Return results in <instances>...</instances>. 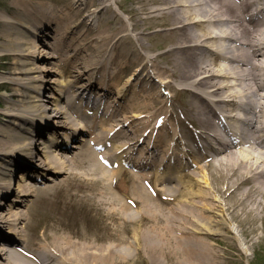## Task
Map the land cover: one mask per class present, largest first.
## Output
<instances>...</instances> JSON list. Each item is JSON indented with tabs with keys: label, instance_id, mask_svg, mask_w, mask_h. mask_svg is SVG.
<instances>
[{
	"label": "bare ground",
	"instance_id": "obj_1",
	"mask_svg": "<svg viewBox=\"0 0 264 264\" xmlns=\"http://www.w3.org/2000/svg\"><path fill=\"white\" fill-rule=\"evenodd\" d=\"M109 1L127 19L79 34L96 9L110 11ZM119 1L70 0L61 8L27 1L8 20L0 58L11 56L3 67L12 70L0 74V87L11 89L13 103L0 111V264H134L137 253L148 264H220L226 252L213 236L239 241L232 219H255L260 206L264 217V0ZM150 34L164 39L165 64L141 53L133 63H143L128 76L129 55L111 50L123 37L141 47ZM62 66L66 81L46 77ZM145 67L158 84L138 89L132 83ZM53 82L59 87L48 96ZM164 86L185 93L183 111L196 128L187 136L154 92ZM94 109L99 116L89 115ZM57 128L86 133L85 151L65 146L66 154ZM48 129V139L37 138ZM184 138L201 143L190 148ZM79 163L88 174L75 173ZM16 169L99 184L97 210L118 226L102 234L52 226L33 248L22 247L20 206L32 186L23 172L16 182ZM126 170L132 191L121 195L111 185ZM151 179L164 187L147 185ZM15 188L19 198L4 202ZM163 195L167 207L158 203Z\"/></svg>",
	"mask_w": 264,
	"mask_h": 264
},
{
	"label": "rangeland",
	"instance_id": "obj_2",
	"mask_svg": "<svg viewBox=\"0 0 264 264\" xmlns=\"http://www.w3.org/2000/svg\"><path fill=\"white\" fill-rule=\"evenodd\" d=\"M33 4L38 3H46V5L52 8H61L64 4L70 2V0H0V53L2 49V44L5 43L4 34L7 31L9 24L8 20H17L20 11V4L22 2H27ZM86 1V0H85ZM121 4L124 6L130 5V0H120ZM110 11L109 12H99L97 9L95 10L93 19H88V25L81 26V33L84 34L85 38H88L91 34H88L86 30L87 27L98 28L100 25L112 26L117 21V18H125L128 17V12H124L123 10L118 8L117 3L113 1H109ZM124 8V7H123ZM129 23L131 21L128 20ZM86 23V22H85ZM16 27V28H14ZM17 26H13L12 30H17ZM43 36V35H42ZM41 36V38H42ZM150 37L145 38L143 40V46L136 45L134 40L129 38H121L119 42L116 43L112 53L117 57L129 55V66L127 67V75L133 74L131 69L133 70L137 65L143 63V60H138L137 63H133V61L138 59V56L141 53H145L151 57L155 55L158 56L157 60L161 64H165L166 57L163 53L164 47V39L156 34H150ZM46 37L41 39L40 45L44 49L46 46L44 45V40ZM52 39V38H51ZM52 60V59H50ZM11 61V56L9 57H1L0 58V74L8 75L7 70L11 69L7 67H3L4 64ZM45 66L49 67L50 64H45ZM12 70V69H11ZM67 68L62 66L58 73H51L46 76L50 79H61L66 81L68 79V75L66 74ZM137 71V69H135ZM145 71V74H143ZM141 72V74L137 75V77L133 81V85L138 89L148 88L152 85H157L158 81L154 82L150 81L151 71L145 67V69ZM149 72L148 75L146 73ZM64 73V74H63ZM138 73V71H137ZM54 86L53 90H48L47 95H55L56 90L59 86L56 83H51ZM154 87V86H153ZM156 87V86H155ZM10 88H2L0 87V111H7L10 109L4 103L12 102L13 100L7 98V95L10 94ZM155 94L158 93V97L163 98V105H165L166 109H169L175 115V120L178 119V129L183 133L184 136H187L189 132L194 131L196 128L192 126V124L187 120V117L183 111V103L186 98L185 93L181 92L179 89H169L167 87H162L160 89H156ZM50 98V97H49ZM154 104V103H153ZM156 106V104H155ZM90 112V113H89ZM91 117L99 116L100 111L98 109H94L93 111H88ZM187 122L184 126L183 123ZM54 124V123H53ZM55 126H58L55 124ZM101 129V128H99ZM53 129H48L45 131L43 136H37L41 140H46L49 138L50 133H52ZM57 131H61L59 134L55 135L58 142L63 143V147L61 148L63 151H67L66 154L71 156V152L77 155L78 153H83L88 145V137L84 132H77L74 134L72 131L63 130L62 128H57ZM167 129H165V133ZM53 135V134H52ZM75 135V137H73ZM54 136V135H53ZM65 138H68L69 141L65 142ZM74 138V139H73ZM84 138V139H81ZM186 142V146L190 148H197L199 145V141L192 142L187 138H184ZM67 146L69 151L65 148ZM79 159V158H78ZM79 161V160H77ZM80 162V161H79ZM81 164V165H80ZM27 165V163H26ZM28 165L34 166L30 163ZM36 168V164H35ZM42 169V167H39ZM127 168V167H126ZM88 166L87 164L79 163L75 166L74 171L79 175L88 174ZM45 170V169H44ZM19 172H23L25 174L26 180L25 182H29L30 186H32V194L28 196V199L20 206L27 214V225L25 228L26 235L22 238V247L26 249H31L35 246L38 239L43 235L44 230L50 228L52 226H64V230L67 232V229L70 230V227H75L74 225L82 228L84 232H98L99 234L107 233L110 230H114L118 224L116 221L105 215L100 210H97V203L94 201L95 191L100 187L99 184H91L86 183L87 181H68L66 177V173H59L57 177L52 176V171H48L43 174L38 169H16L13 171V177L16 182H18L17 175ZM216 175L214 173L211 177L213 184L216 182ZM18 177V176H17ZM51 177L52 179H48ZM60 183L59 180L63 179ZM152 183L147 185H157L159 188H163L165 183L158 182L155 179H151ZM132 179L130 177L129 170L122 171L118 175V177L112 181V190L117 192L118 194H123V192H131L132 191ZM212 184V185H213ZM9 200L6 199L4 202H9L10 198L12 202H15V198H19L16 188L13 193L8 196ZM83 200H87L85 203ZM158 203L167 207V200L165 196H159ZM136 208L133 210L135 211ZM262 206L258 209V214L255 219H252L249 215H241L239 219H232L229 223L231 228L238 235L239 241H235L232 239L222 240L220 236H213L217 243L216 246L222 250V252H226V255L220 259V264H256V256L258 253H262L264 255V217L261 214ZM79 221L83 222V225H77ZM70 226H68V225ZM22 226V225H21ZM23 227V226H22ZM53 228V227H52ZM8 229V228H7ZM244 232L249 233V237H245L243 235ZM254 234V235H253ZM211 240V242H214ZM241 248V250L239 249ZM16 254L23 260L31 262V260L21 251L17 249ZM137 260L134 264H148V259L142 253H137ZM1 260V258H0Z\"/></svg>",
	"mask_w": 264,
	"mask_h": 264
},
{
	"label": "trees",
	"instance_id": "obj_3",
	"mask_svg": "<svg viewBox=\"0 0 264 264\" xmlns=\"http://www.w3.org/2000/svg\"><path fill=\"white\" fill-rule=\"evenodd\" d=\"M255 259L256 264H264V255L262 253H258Z\"/></svg>",
	"mask_w": 264,
	"mask_h": 264
}]
</instances>
